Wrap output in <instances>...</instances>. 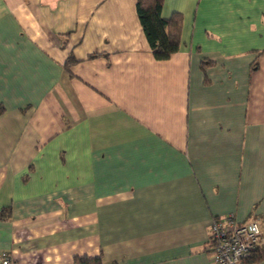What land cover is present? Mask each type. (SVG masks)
<instances>
[{
  "label": "crops",
  "instance_id": "1",
  "mask_svg": "<svg viewBox=\"0 0 264 264\" xmlns=\"http://www.w3.org/2000/svg\"><path fill=\"white\" fill-rule=\"evenodd\" d=\"M160 13L182 16L162 60L136 0H0L12 264H213L208 229L227 214L264 235V0Z\"/></svg>",
  "mask_w": 264,
  "mask_h": 264
},
{
  "label": "built area",
  "instance_id": "2",
  "mask_svg": "<svg viewBox=\"0 0 264 264\" xmlns=\"http://www.w3.org/2000/svg\"><path fill=\"white\" fill-rule=\"evenodd\" d=\"M264 235L256 222H238L233 214L213 218L208 229L205 251L213 264H245ZM0 264H12L6 252H0Z\"/></svg>",
  "mask_w": 264,
  "mask_h": 264
},
{
  "label": "trees",
  "instance_id": "3",
  "mask_svg": "<svg viewBox=\"0 0 264 264\" xmlns=\"http://www.w3.org/2000/svg\"><path fill=\"white\" fill-rule=\"evenodd\" d=\"M163 0H136V12L152 54L156 59H166L176 52L180 43L182 16L174 13L170 18L161 16ZM264 17V15H263ZM257 66L254 61L251 68ZM4 211L1 214L4 216ZM6 212V211H5ZM261 242L245 263L258 262L264 258ZM75 264H102L101 257H75Z\"/></svg>",
  "mask_w": 264,
  "mask_h": 264
}]
</instances>
